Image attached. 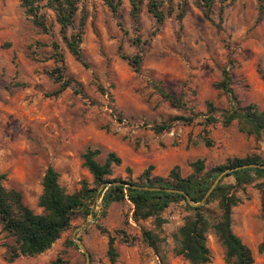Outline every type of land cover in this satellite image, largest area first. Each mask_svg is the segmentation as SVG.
I'll list each match as a JSON object with an SVG mask.
<instances>
[{"label":"rangeland","instance_id":"1","mask_svg":"<svg viewBox=\"0 0 264 264\" xmlns=\"http://www.w3.org/2000/svg\"><path fill=\"white\" fill-rule=\"evenodd\" d=\"M258 8V0H215L210 23L189 0L181 23L171 17L158 27L145 7L136 24L127 0H121L117 15L100 0H81L75 18L78 27L84 16L80 63L64 47L51 12L44 10L48 24L53 23L52 39L32 26L19 0H0V174L5 189L19 192L24 205L40 214L38 199L48 167L68 194L78 191L82 182L92 186L82 160L89 148L100 150V164L107 153H114L120 165L112 168L109 178L132 182H139L149 166L152 177L166 178L174 167L186 177L196 160H202L207 171L228 159L264 156V136L256 140L241 132L236 121L229 127L221 124L223 113L235 107L255 105L264 111V13L259 17ZM52 40L64 56V74L80 86L81 95L67 88L53 96L59 84L48 75L56 68L47 60ZM118 46L125 56L142 54L140 74L121 59ZM229 60L236 102L215 89ZM152 82L182 95L184 110L164 102ZM207 103L215 108L214 124L205 123ZM178 117H193V122H172ZM164 123L171 126L168 131H152ZM259 182L237 192L240 202L231 216L232 231L251 250L253 264H264V253L257 251L264 240ZM207 208L215 213V203ZM191 214L183 202L171 204L162 214L161 230H156L151 219L133 221L129 202L114 203L102 215L97 200L90 214L74 216L70 229L48 251L8 264H86L79 244L89 264H111L107 234L98 227L115 236V264H158L160 257L167 264H190L175 254L173 236ZM117 231L125 233L128 243ZM143 231L159 236V255L143 242ZM13 243L0 225V264ZM206 245L208 264H226L213 230Z\"/></svg>","mask_w":264,"mask_h":264},{"label":"trees","instance_id":"2","mask_svg":"<svg viewBox=\"0 0 264 264\" xmlns=\"http://www.w3.org/2000/svg\"><path fill=\"white\" fill-rule=\"evenodd\" d=\"M107 6L113 15H117L121 6V0H100ZM130 6V16L137 24L143 7L154 18L157 26L163 25L166 19L174 17L179 23L184 19L189 0H127ZM196 7L201 11L204 19L213 23L211 15L215 0H194ZM259 17L264 13V0H258ZM81 0H19L20 8L32 26L52 39L54 37L53 23L48 24L45 11L51 12L54 22L58 26L59 37L68 53L78 62H82L80 44L82 42L84 16L81 17L79 26H75V18L79 11ZM223 8L219 14H222ZM217 27H219L217 25ZM71 33L69 34V32ZM135 46L140 49L141 42L134 40ZM52 50L47 60H53L56 68L49 73V77L59 84L53 96L60 95L67 88H72L76 94L82 93L80 86L70 77L64 74L65 60L60 45L55 40L50 42ZM118 55L125 60L135 74H140L142 54L125 56L121 46H118ZM229 66L221 71L222 79L215 85L216 90L228 95L232 102L236 98L231 88L232 79L230 70L233 61L229 60ZM155 91L164 102L171 107L184 110L183 96L179 97L167 92L160 85L151 83ZM206 124H214L218 121L213 116L215 108L207 103ZM238 123L239 130L247 135L254 136L256 140L264 136V111L257 109L255 105H248L223 113L221 124L229 127L232 122ZM171 122V121H170ZM172 122H180L190 125L193 117H178ZM169 124L155 125L151 129L155 134H160L170 129ZM101 154L99 149H86L82 155L83 166L92 177V186L85 182L81 188L68 194L60 187L56 171L48 167L42 179V192L38 199L40 214H35L24 205L22 196L15 190H7L3 185V175L0 174V225L3 232L14 239V243L7 247L4 261L13 263L19 258H33L48 251L60 238L61 234L71 227V222L78 212L84 215L91 213V206L100 200L102 215L114 203L129 202L132 206V219L135 223L145 220H153L156 230H161L165 223L163 212L174 203L183 202L186 208L192 212L183 225L178 228L173 236L175 241L174 252L190 264H208L210 252L206 245L207 234L213 230L219 243L224 248V262L226 264H253L251 250L232 231V209L240 202L237 192L245 186L260 181L256 186L260 195V212L264 219V169L247 168L237 169L245 165L264 166V156L251 155L245 158L228 159L225 164L205 170L202 160H196L190 164L191 173L182 177L178 167L170 170L166 178L152 177L149 166L139 178V182L130 180L110 179L112 168L120 165V159L114 153H107L103 164L97 162ZM237 169L225 174L213 192L203 205L191 207L187 204V198L194 204H198L223 171ZM228 178L233 183H225ZM103 188L99 191V188ZM145 188L149 190H144ZM154 189V190H152ZM215 203L214 211L207 206ZM102 233H106V255L111 264H115L117 253L114 247L115 236L98 227ZM124 243L125 233L117 231ZM143 242L158 253L159 236L153 231L142 232ZM258 253H264V240L257 248ZM58 260L51 264H57ZM158 264H167L161 257Z\"/></svg>","mask_w":264,"mask_h":264},{"label":"water","instance_id":"3","mask_svg":"<svg viewBox=\"0 0 264 264\" xmlns=\"http://www.w3.org/2000/svg\"><path fill=\"white\" fill-rule=\"evenodd\" d=\"M247 168H259V169H264V166H260V165H245V166H241L237 169H247ZM237 169H229V170H225L223 171L219 176H217V178L214 180V182L212 183V185L210 186V188L208 189V191L206 192V194L204 195L203 199L201 200V202H199L198 204H194L193 202H191L188 198H187V204L191 207H195V206H200L203 205L204 202L206 201V199L209 197V195L213 192V190L215 189V187L218 185L219 181L221 180V178L229 173L230 171L233 170H237ZM103 188V186H101L99 188V191ZM140 189H144V190H149V189H145V188H140ZM154 190V189H152ZM83 227L77 228V230L82 229ZM75 234V233H74ZM79 247L82 249V251L84 252L85 256H86V264H89V257L88 254L86 253L84 247L79 244Z\"/></svg>","mask_w":264,"mask_h":264},{"label":"crops","instance_id":"4","mask_svg":"<svg viewBox=\"0 0 264 264\" xmlns=\"http://www.w3.org/2000/svg\"><path fill=\"white\" fill-rule=\"evenodd\" d=\"M1 263H2V264H8V263H6L4 260H1Z\"/></svg>","mask_w":264,"mask_h":264}]
</instances>
